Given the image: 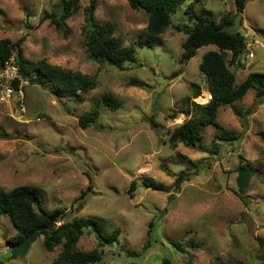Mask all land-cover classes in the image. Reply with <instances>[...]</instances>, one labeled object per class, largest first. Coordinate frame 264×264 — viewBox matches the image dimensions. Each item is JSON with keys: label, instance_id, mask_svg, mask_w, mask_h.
<instances>
[{"label": "rangeland", "instance_id": "obj_1", "mask_svg": "<svg viewBox=\"0 0 264 264\" xmlns=\"http://www.w3.org/2000/svg\"><path fill=\"white\" fill-rule=\"evenodd\" d=\"M60 1L0 0V40L23 39L26 61H46L96 77L97 85L77 101L30 84L24 112L16 106L0 109V186L6 191L37 187L45 211L61 208L71 214L70 220L93 218L107 232L119 229V241L112 247H99L88 230L80 237L78 249H99L101 264H161L165 259L171 264H264V99L247 116L256 97L249 91L220 108L217 125L202 131L201 147L180 143L172 148L170 134L193 115L183 101L191 94L190 84L202 90L193 102L204 105L211 99L199 66L206 53L219 51L213 45L203 47L189 62L182 61L187 36L179 29L192 26L184 14L189 3L172 16L158 45L137 48L136 62L120 71L100 65L87 53L85 9L90 0H79L80 10L66 21L68 35L43 19L58 12ZM96 1L97 21L111 27L124 47L146 36L145 11L133 9L128 0ZM195 12H204L217 24L238 15L234 0H199ZM239 33L247 42L240 63L231 52L224 53L237 85L251 73L264 74V0L246 3ZM106 94L120 108L103 107L95 125L80 129L79 118ZM224 132L240 139H215ZM239 165L255 172L242 195ZM181 176L189 178L177 189ZM90 178L92 189L87 192ZM146 179L169 192L145 187ZM133 182L135 191L130 190ZM152 221L153 243L144 251ZM16 234L10 219L1 216L0 264H52L61 252L60 246L48 253L41 236L26 256L11 259L7 240ZM176 242L182 250L174 247ZM191 242L204 245L191 247Z\"/></svg>", "mask_w": 264, "mask_h": 264}, {"label": "trees", "instance_id": "obj_2", "mask_svg": "<svg viewBox=\"0 0 264 264\" xmlns=\"http://www.w3.org/2000/svg\"><path fill=\"white\" fill-rule=\"evenodd\" d=\"M128 1L133 9L143 10L148 15L146 36L129 47L122 45L120 39L114 36V30L111 27L102 25L97 21L95 16L96 0H90V5L85 9L87 53L93 61L100 65H109L124 71L127 64L135 63L137 48L146 46L153 48L158 45L160 36L171 25L172 16L185 3L189 4L184 14L187 16L188 21L192 23V26L179 29L187 36L182 44V61L189 62L196 56L197 51L203 47L213 45L219 49L218 52L210 51L206 53L199 66L207 81L211 99L204 105L193 102L194 99L201 96L202 90L199 85L190 84L191 94L185 97L183 101L189 105L188 113L192 112L193 115L170 134L168 141L172 148H176L180 143L189 148L201 147L202 131L206 127L217 125L220 108L242 100L251 90L256 92V97L254 105L246 111V114L250 116L255 113L256 108L262 104L264 99V74L251 73L242 83L237 85L236 76L230 70L224 54L225 52H231L234 62L240 63V57L242 58L247 48L246 39L240 33L231 36L221 31L224 26L234 24L236 16L231 20L223 19L220 24L212 22L204 12L198 14L195 12V3L199 0ZM248 1L234 0L238 14L244 12ZM79 10V0H61L58 12L46 13L43 19H50L51 25L68 35L70 31L66 21ZM23 42V39L16 43H12L8 39L0 40V70L11 56L16 55L21 75L30 84L45 88L49 87L57 96L82 101V96L87 95L96 87V77H89L80 72H72L46 61L37 63L26 61L21 47ZM103 107L117 110L120 108V104L112 95H104L100 101L93 103L87 114L79 118L78 127L85 131L95 125ZM234 113L241 116L242 112L235 109ZM243 126L246 127V124L243 123ZM215 139L232 142L238 141L240 138L234 133L224 132L217 135ZM198 165L193 164L196 168L199 167ZM188 178L181 176L176 181L177 189L183 181H188ZM89 183L90 186L87 188V192L92 189L93 181L91 178ZM143 184L155 191L169 192L163 184L155 183L149 179L144 180ZM136 187V182H133L130 190L135 191ZM42 199V191L34 186H19L11 191H6L0 186V217L7 216L17 230V234L7 240L9 246H15L27 236L39 232L43 236V247L48 253L54 252L60 246L62 248L52 264H101L102 253L99 249L88 252L78 249L77 244L84 231L88 230L93 233L101 248L112 247L118 243L121 235L119 229L107 232L104 224L93 218H74L70 220L69 214L61 208L47 212L42 208ZM59 221H63V223L57 226L56 223ZM155 226V222L152 221L144 251L152 246ZM173 245L179 250L183 249L180 243L176 242ZM190 245L191 247H201L204 244L191 242ZM161 264H171V261L165 259Z\"/></svg>", "mask_w": 264, "mask_h": 264}, {"label": "built area", "instance_id": "obj_3", "mask_svg": "<svg viewBox=\"0 0 264 264\" xmlns=\"http://www.w3.org/2000/svg\"><path fill=\"white\" fill-rule=\"evenodd\" d=\"M30 82L20 73L16 55L9 58L0 70V109L16 106L17 110L24 112L25 90ZM63 221L56 223L62 225Z\"/></svg>", "mask_w": 264, "mask_h": 264}, {"label": "water", "instance_id": "obj_4", "mask_svg": "<svg viewBox=\"0 0 264 264\" xmlns=\"http://www.w3.org/2000/svg\"><path fill=\"white\" fill-rule=\"evenodd\" d=\"M242 20V14H238L235 17L234 24L224 26L221 31L231 36H236L239 33V27ZM238 178L237 186L240 195L243 194L244 189L247 188L250 179L255 175V172L244 169L241 165L237 168ZM71 216V214L69 215ZM41 237L39 232H35L22 240L21 243L10 247L11 259H17L18 257H24L31 249L32 244Z\"/></svg>", "mask_w": 264, "mask_h": 264}, {"label": "bare ground", "instance_id": "obj_5", "mask_svg": "<svg viewBox=\"0 0 264 264\" xmlns=\"http://www.w3.org/2000/svg\"><path fill=\"white\" fill-rule=\"evenodd\" d=\"M209 98H211V96L209 95Z\"/></svg>", "mask_w": 264, "mask_h": 264}]
</instances>
